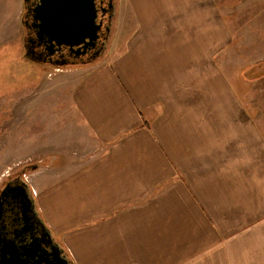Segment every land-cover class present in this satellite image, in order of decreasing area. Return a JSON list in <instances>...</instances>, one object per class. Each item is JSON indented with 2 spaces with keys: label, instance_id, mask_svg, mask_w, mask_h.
Segmentation results:
<instances>
[{
  "label": "crops",
  "instance_id": "obj_1",
  "mask_svg": "<svg viewBox=\"0 0 264 264\" xmlns=\"http://www.w3.org/2000/svg\"><path fill=\"white\" fill-rule=\"evenodd\" d=\"M238 1L117 0L104 54L62 67L25 58V1L0 0V97L41 128L28 183L72 264H264L262 137L218 67L264 26V0Z\"/></svg>",
  "mask_w": 264,
  "mask_h": 264
},
{
  "label": "water",
  "instance_id": "obj_2",
  "mask_svg": "<svg viewBox=\"0 0 264 264\" xmlns=\"http://www.w3.org/2000/svg\"><path fill=\"white\" fill-rule=\"evenodd\" d=\"M24 1L27 11L28 0ZM61 1L65 0H46L44 7L38 8L36 19L33 17V21L37 24V30L35 31L36 37L30 39L32 44L29 45V49L36 50L35 60L65 67L68 64L66 61H53L47 56H52L63 48L72 49L74 40L75 45L79 46L81 43L79 40L88 38L90 34L94 35L93 38L90 37V43L87 45L89 50L94 51L90 55V59H98L104 54L107 45L106 41L103 43L98 41L99 33L104 29V26H106L107 36L111 35L112 31L107 23L108 16H104L98 21V11L97 9L93 10L92 6L91 12L96 15L97 24L93 32H89V5L83 4V0L73 3V9L68 8L65 12V17H70L67 22L65 18H60ZM105 14L104 12L103 15ZM112 14L111 8L107 11V15ZM28 18L29 13L26 12L23 18L26 30H29ZM87 47L83 48V52L87 50ZM81 54L83 53L78 55ZM74 63L75 65L79 64L75 61ZM33 169L35 170L36 167L34 166ZM2 195L0 224L2 223L6 227L10 236L4 239L0 235V264H72L47 226L45 224L39 226L35 199L26 182L14 183L6 187Z\"/></svg>",
  "mask_w": 264,
  "mask_h": 264
},
{
  "label": "rangeland",
  "instance_id": "obj_3",
  "mask_svg": "<svg viewBox=\"0 0 264 264\" xmlns=\"http://www.w3.org/2000/svg\"><path fill=\"white\" fill-rule=\"evenodd\" d=\"M224 1L227 2V11H230V14L233 15L234 7L236 4H239V1ZM254 10L252 16L254 17L256 13L260 14L261 20L264 23V7L260 9L255 8ZM243 12H241L240 16L247 19L245 22L246 25L250 23L248 20L250 17L247 14L249 10L247 9ZM119 27L120 20L117 18L114 25L115 34ZM263 27L264 26H258V29L254 28L249 36H247L245 32L236 30V32H234V38L226 41L222 56L218 58V67L223 70L235 92L234 99L239 103L241 108L239 116L242 125H245L243 124L245 122H249L247 125H251V129L255 131L256 135L262 137V144L264 147V76L255 80H249L248 76H246L250 66L259 65V67H262V70L264 69ZM32 69L33 66H20L19 72L23 71V73L18 74L17 80L12 81L13 86L17 89H24L25 86L18 87L19 84L22 82L27 84L28 81L36 82V80L28 78L30 75L25 74L29 73ZM37 76L38 75H34V77ZM6 88L7 86L2 84V95L0 97L2 109L6 106L5 103H9L13 98L11 95L5 94ZM7 107L8 106H6L0 114V183L8 173H12L21 167L29 165L36 167L35 170L29 168L26 174L27 179L31 182L33 181L32 176L34 173L45 166L46 159L40 156L42 153L39 151L32 153L33 157L31 158L30 155L24 152L23 143L25 138H31V136L33 139H39L42 131L38 123H34L33 126L24 124V126L17 125L15 127L14 122L11 121L12 114ZM16 121H18V123L24 122L23 106L21 111L17 112Z\"/></svg>",
  "mask_w": 264,
  "mask_h": 264
},
{
  "label": "flooded vegetation",
  "instance_id": "obj_4",
  "mask_svg": "<svg viewBox=\"0 0 264 264\" xmlns=\"http://www.w3.org/2000/svg\"><path fill=\"white\" fill-rule=\"evenodd\" d=\"M80 0H65V1H61V9H60V18H65L67 22H69V18L70 17H65V12L68 8L73 9V3L75 2H79ZM46 3V0H28V10L26 11L25 9V13L28 12L29 13V18H28V27L29 30H25V39H24V47H25V58H34L36 56V50L34 49L33 51L31 49H29V45L31 46L32 42L30 43V39L36 37V30H37V24L36 22L33 21V17L36 19L37 17V10L39 7H44V4ZM83 4H88L89 5V18H88V27H89V32H93V29L95 27V25L97 24V18L95 14H92V9L91 7L93 6V10L98 11V21L100 19H103L104 16H108L107 18V23L109 25L110 28H112L113 23H114V18H115V13H116V6H117V0H83L82 1ZM112 8L113 10V14L112 15H107V11H109ZM106 13L105 15H103V13ZM83 26H85L83 24ZM111 34V33H110ZM92 35L90 34L88 36V38H85L84 40H79L81 41L79 46L75 45V40L72 41L74 47L72 49L70 48H63L60 51L55 52L54 55L52 56H47L50 59H52L53 61H57V62H62V61H66L68 64H66V66H76V65H82V64H86L89 62H92V60L94 59H90V55H92L94 53L93 50H89L87 45L90 43L91 37ZM94 37V35L92 36V38ZM110 39V35L107 36V32H106V26H104V29L99 33V39L98 41L100 43H103L104 41H106L108 43ZM36 40V39H35ZM87 47V50L85 52H83V48ZM32 52H31V51ZM40 51V50H39ZM42 51V50H41ZM44 52V51H43ZM79 53H83L81 55H78ZM85 53V55H84ZM79 58V59H76ZM52 61V62H53ZM75 62L79 63L75 65ZM47 65H52L51 63H44ZM29 168H33V166H24L19 168L18 170L12 172V173H8L2 180L0 183V205H2V192L3 190L14 184V183H24L26 182L27 185L29 186V190L30 193L32 195V197L34 198V193L32 191V188L30 187L29 183H28V179L26 174L29 171ZM35 199V198H34ZM36 212L38 214V220H39V226L41 227L42 224L46 223L41 219L39 212L36 208ZM0 235L3 236V238H9L10 234L6 231V227L1 223L0 224Z\"/></svg>",
  "mask_w": 264,
  "mask_h": 264
},
{
  "label": "trees",
  "instance_id": "obj_5",
  "mask_svg": "<svg viewBox=\"0 0 264 264\" xmlns=\"http://www.w3.org/2000/svg\"><path fill=\"white\" fill-rule=\"evenodd\" d=\"M246 76H248L249 80H255L257 78H260L261 76H264V69L262 70V67H259V65L250 66ZM36 208H37V205H36ZM37 210H38V208H37ZM38 212H39V210H38ZM39 215H40L41 219L45 222V220L41 216L40 212H39ZM56 242L60 245L58 240H56ZM63 253L65 254L64 250H63Z\"/></svg>",
  "mask_w": 264,
  "mask_h": 264
}]
</instances>
